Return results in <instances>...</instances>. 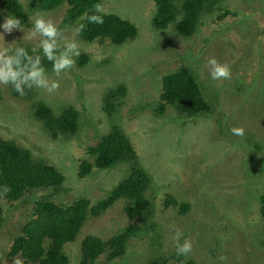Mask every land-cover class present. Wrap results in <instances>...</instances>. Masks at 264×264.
Masks as SVG:
<instances>
[{
  "label": "rangeland",
  "instance_id": "1",
  "mask_svg": "<svg viewBox=\"0 0 264 264\" xmlns=\"http://www.w3.org/2000/svg\"><path fill=\"white\" fill-rule=\"evenodd\" d=\"M20 1L27 5L28 0ZM100 4L102 12L134 23L135 38L118 46L85 43L71 27H61L64 40L75 39L87 61L82 67L75 62L59 77L49 71L52 79L59 80V87L53 92L32 88L29 99L16 98L6 85H0V136L15 140L64 174L61 191L51 198L64 204L79 196L91 202L101 199L129 172L123 162L107 169L93 168L83 178L77 175L86 147L109 125L117 124L129 135L141 167L153 178L146 195H152L151 190L155 193L152 219L160 233L147 231L131 237L119 258L108 260L100 255L94 264H141L154 256L175 253L174 228L191 239L192 250L180 256V263L167 260L165 264H264L263 222L256 199L264 187L259 164L264 163V0H221L223 8L202 15L199 29L184 39L171 24L163 30L153 26V0H101ZM64 11L60 6L29 17L43 15L59 24ZM4 17L0 11V22ZM24 25L22 40L23 32L14 29L4 34L5 42L16 39L19 44H37L39 36L29 39L30 24ZM210 56L229 65V79L209 78ZM181 65L191 67L206 97L216 99L214 111L207 116L184 117L172 107H166L162 115L153 111L161 77ZM118 83L125 85L126 92L108 115L101 93ZM34 100L54 110L65 104L78 109L82 124L77 138H48L31 116ZM233 126H242L244 135L233 136L229 131ZM253 161L258 165L248 173ZM164 192L187 201L189 210L180 214L172 206L162 209ZM20 201L10 209L1 200L3 208L10 209L0 226V261L6 264H12L7 256L12 238L34 207L33 196ZM126 203L118 199L99 217L85 220L76 238L63 246L69 264L79 263L80 244L86 235L105 240L130 222L123 210Z\"/></svg>",
  "mask_w": 264,
  "mask_h": 264
},
{
  "label": "trees",
  "instance_id": "2",
  "mask_svg": "<svg viewBox=\"0 0 264 264\" xmlns=\"http://www.w3.org/2000/svg\"><path fill=\"white\" fill-rule=\"evenodd\" d=\"M100 2L101 0H28L24 6L20 0H0V11L5 16L17 15L22 23L27 24L28 17L35 12L64 6L65 11L58 26L61 28L66 25L74 30L77 25L82 24L83 30L78 35L75 34L82 42H107L118 46L133 40L137 35L136 26L115 13H96L102 16L103 23L88 20V16L95 11L94 5ZM220 2L221 0H153L152 24L160 30L171 24L178 36L189 38L199 29L202 15L211 14L214 8H223ZM226 12L225 9L223 14ZM223 14L217 18L220 19ZM75 60L77 66L82 67L87 61V55L81 52ZM42 63L50 71L51 63L46 60H42ZM159 82V97L153 105L156 115H162L166 107H172L184 117L207 116L215 107L216 99L206 97L204 85L187 65L164 74ZM6 88L12 96L20 99H29L32 93V89H26L25 95L20 96L10 85H6ZM125 92V85L118 83L101 93L103 107L108 115L120 105ZM31 104V116L48 138H77L82 115L73 105L65 104L54 110L42 100H34ZM88 118L86 117V122ZM85 150L86 157L80 159L78 166V178L89 175L93 168L107 169L123 162H127L129 172L101 199L91 202L88 198L79 196L69 203L57 204L51 198L61 191L64 174L46 159L33 156L28 148L15 140L0 136V226L8 211L13 205L16 206V202L20 203V199L27 195L34 198L32 215L12 238L7 252L9 258L19 257L24 264H69V257L63 250L64 244L76 238L87 218L99 217L121 198L127 201L123 210L130 222L120 232L105 240L95 235H86L80 244L78 264H94L100 255H105L108 260L119 258L124 254L131 237L145 235L147 231H160L157 222L152 219L156 204L153 200L155 193L151 190L150 194L154 197L146 195L147 189L153 187V178L141 167L139 155L129 135L119 125L111 124ZM261 160L264 161V156ZM259 164L260 170L264 171V163ZM256 165L258 163L253 161L248 173ZM164 194L160 203L162 209L172 206L180 214L189 210L187 201L178 200L169 192ZM2 199L10 205L9 210L3 208ZM256 199L264 235V187ZM261 241L260 246L263 247L264 238ZM167 260L180 263L181 257L175 253L154 256L141 264H165Z\"/></svg>",
  "mask_w": 264,
  "mask_h": 264
},
{
  "label": "clouds",
  "instance_id": "3",
  "mask_svg": "<svg viewBox=\"0 0 264 264\" xmlns=\"http://www.w3.org/2000/svg\"><path fill=\"white\" fill-rule=\"evenodd\" d=\"M94 13L88 16L90 22L97 24L103 23L101 13L102 5H94ZM31 31L28 38L39 36L37 44L25 46L15 43L13 39L5 42L4 34L11 33L14 29L23 32L22 40L25 36L24 23L17 15H6L0 22V85H10L12 90L18 95H25L26 89L42 88L47 92H53L59 87V80L49 76V70L45 67L42 60L51 63V73L59 77L62 72H66L75 64V58L80 55V50L75 39L64 40L62 29L51 18L37 15L35 18L28 17ZM83 25H77L74 29L75 34L83 30ZM63 41V42H62ZM208 76L211 80H226L231 76V69L227 63H222L215 56H210L207 60ZM230 133L236 137L244 135L242 126H233L229 129ZM60 204V203H57ZM177 256H187L192 250L191 239L184 237L179 228L173 229L172 236ZM0 264L6 262L0 261ZM12 264H23L19 257L12 258Z\"/></svg>",
  "mask_w": 264,
  "mask_h": 264
}]
</instances>
